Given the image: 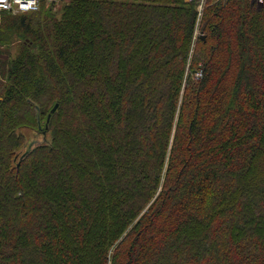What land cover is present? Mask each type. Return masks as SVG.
I'll return each instance as SVG.
<instances>
[{
    "label": "trees",
    "instance_id": "trees-1",
    "mask_svg": "<svg viewBox=\"0 0 264 264\" xmlns=\"http://www.w3.org/2000/svg\"><path fill=\"white\" fill-rule=\"evenodd\" d=\"M41 6L0 13V264H264V0Z\"/></svg>",
    "mask_w": 264,
    "mask_h": 264
},
{
    "label": "built area",
    "instance_id": "built-area-1",
    "mask_svg": "<svg viewBox=\"0 0 264 264\" xmlns=\"http://www.w3.org/2000/svg\"><path fill=\"white\" fill-rule=\"evenodd\" d=\"M47 0H36L35 4L32 7H27L28 0H20V3H15V0H4V6H0V13L4 11H13V12H29L37 11L40 9L42 2ZM262 2L263 0H259ZM24 5V7H22Z\"/></svg>",
    "mask_w": 264,
    "mask_h": 264
},
{
    "label": "rangeland",
    "instance_id": "rangeland-1",
    "mask_svg": "<svg viewBox=\"0 0 264 264\" xmlns=\"http://www.w3.org/2000/svg\"><path fill=\"white\" fill-rule=\"evenodd\" d=\"M65 0H47L43 3V5L41 6V8L43 7H47L51 4H54L56 3L58 6H61L63 4ZM60 8V7H59ZM1 16V15H0ZM17 45H14L13 48H12V53H15V47ZM4 59V56L2 54H0V60L2 61ZM23 132L24 134L26 135L27 137V141L28 143H31L32 141H35V142H43L45 139H49V135L46 137V136H41V134L37 133L36 131L34 130H31V129H23Z\"/></svg>",
    "mask_w": 264,
    "mask_h": 264
},
{
    "label": "clouds",
    "instance_id": "clouds-1",
    "mask_svg": "<svg viewBox=\"0 0 264 264\" xmlns=\"http://www.w3.org/2000/svg\"><path fill=\"white\" fill-rule=\"evenodd\" d=\"M36 0H28L27 7H32L35 4ZM15 3H20V0H15ZM0 6H4V0H0ZM24 7V5H22Z\"/></svg>",
    "mask_w": 264,
    "mask_h": 264
},
{
    "label": "water",
    "instance_id": "water-1",
    "mask_svg": "<svg viewBox=\"0 0 264 264\" xmlns=\"http://www.w3.org/2000/svg\"><path fill=\"white\" fill-rule=\"evenodd\" d=\"M202 38H204V35H202Z\"/></svg>",
    "mask_w": 264,
    "mask_h": 264
}]
</instances>
